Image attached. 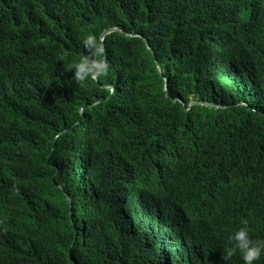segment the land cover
Wrapping results in <instances>:
<instances>
[{
	"label": "trees",
	"instance_id": "1",
	"mask_svg": "<svg viewBox=\"0 0 264 264\" xmlns=\"http://www.w3.org/2000/svg\"><path fill=\"white\" fill-rule=\"evenodd\" d=\"M113 26L80 86L83 32ZM58 184L95 236L85 264H241L240 221L264 239V0H0V264L76 234Z\"/></svg>",
	"mask_w": 264,
	"mask_h": 264
},
{
	"label": "clouds",
	"instance_id": "2",
	"mask_svg": "<svg viewBox=\"0 0 264 264\" xmlns=\"http://www.w3.org/2000/svg\"><path fill=\"white\" fill-rule=\"evenodd\" d=\"M112 28H115V30H110ZM106 30H108V32L104 37H102V41V34L100 35V38H98V35L95 32L87 30L84 31L81 38V44L87 54H82L79 59L69 62L65 65V70L73 73V80L80 86H85L86 83L90 80L98 82L97 78L103 77L108 73L109 65L105 57L104 39L111 32L125 31L121 27L117 26L110 27ZM130 35L141 36L140 34L136 33H131ZM148 49L151 50V47L148 46ZM100 86L103 88H110L111 92L114 91V86L110 84H100ZM164 90L167 92V85H165ZM101 100L103 99H100L93 104H96ZM179 101L183 105V100L179 99ZM196 103L212 105V103L210 102L201 101L198 99H193L190 101L191 105ZM90 105L91 103L86 102L79 107L81 115L84 113V109L90 107ZM188 108L189 107H185V109ZM57 186L63 192V196L66 199L65 211L69 220L73 221L76 219L80 224L76 227V234L74 236H72L71 234L69 235V233H67L63 228H57L53 230L51 232V236L45 250L40 253L31 255L28 258L26 264H51L46 256V253L55 252L57 250V248L59 247L60 237L69 239V246L67 248L68 260L65 261L66 264H85L91 257L87 239L93 240L95 239V236L90 232L88 223L84 221L82 217H79L73 209V202L80 199L81 196L72 188L64 189L61 184H58ZM32 194L36 197L40 196L39 194H35L34 192ZM261 197H263V194H261ZM42 226L43 223L40 220V214H38L29 217V220L25 227L30 230H39ZM228 240L229 246L224 249L225 260L230 259L233 255H236L238 253L241 258V264H258V260L262 256H264V239L259 237L255 233L253 228L249 225L247 219H242L240 221L239 226H237L231 232Z\"/></svg>",
	"mask_w": 264,
	"mask_h": 264
},
{
	"label": "water",
	"instance_id": "3",
	"mask_svg": "<svg viewBox=\"0 0 264 264\" xmlns=\"http://www.w3.org/2000/svg\"><path fill=\"white\" fill-rule=\"evenodd\" d=\"M110 30H115V28H112V29H110ZM108 32V30H105L103 33H102V35H101V41H102V37H104L105 36V34ZM84 106H86V105H84Z\"/></svg>",
	"mask_w": 264,
	"mask_h": 264
}]
</instances>
